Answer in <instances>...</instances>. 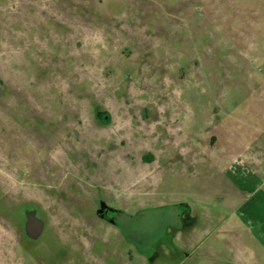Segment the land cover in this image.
I'll use <instances>...</instances> for the list:
<instances>
[{"label": "rangeland", "instance_id": "374dc122", "mask_svg": "<svg viewBox=\"0 0 264 264\" xmlns=\"http://www.w3.org/2000/svg\"><path fill=\"white\" fill-rule=\"evenodd\" d=\"M100 200L148 247L191 207L154 264H264V0H0V264H150Z\"/></svg>", "mask_w": 264, "mask_h": 264}, {"label": "flooded vegetation", "instance_id": "af4514ba", "mask_svg": "<svg viewBox=\"0 0 264 264\" xmlns=\"http://www.w3.org/2000/svg\"><path fill=\"white\" fill-rule=\"evenodd\" d=\"M99 115L101 116L102 114ZM145 158L146 160L150 159L149 156H146ZM99 203L100 207L103 206L102 209L104 213L102 211L100 212V215L103 216L104 220L119 229V233L121 234L123 240L131 241L132 244L137 246V254L146 258L150 264H154L155 260L163 255L161 248L162 246L167 247L169 254H173L181 250V248H179V246H177L174 241H172V238H174L177 232L192 227L198 221V216L193 214L191 207L184 202L175 203L174 205H158L157 209L164 211L165 214L174 218V225H169L166 227L168 234L165 238L159 237V239H156V241L148 247L150 242L147 244L142 243L139 238L136 237L135 233H132V231H130V229L128 228V222L130 221L129 219H131L134 214H130L127 211L114 208L107 204L104 200H100ZM168 209L170 211H168ZM100 244L102 245L100 253L109 250V255H115L113 252V248L111 249L110 245L104 242H96L93 246L94 249ZM121 249L124 251V248L121 247ZM127 253L130 256L129 252Z\"/></svg>", "mask_w": 264, "mask_h": 264}, {"label": "water", "instance_id": "95a60500", "mask_svg": "<svg viewBox=\"0 0 264 264\" xmlns=\"http://www.w3.org/2000/svg\"><path fill=\"white\" fill-rule=\"evenodd\" d=\"M102 208L99 210V214L100 212L103 211ZM25 214H26L25 231L27 235L33 239L39 238L43 233L45 227L44 220L38 216V212L36 209L27 208L25 209Z\"/></svg>", "mask_w": 264, "mask_h": 264}]
</instances>
